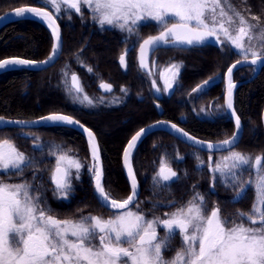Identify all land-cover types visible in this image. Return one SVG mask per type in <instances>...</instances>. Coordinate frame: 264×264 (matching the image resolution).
<instances>
[{"label":"snow or ice","instance_id":"6c2138e0","mask_svg":"<svg viewBox=\"0 0 264 264\" xmlns=\"http://www.w3.org/2000/svg\"><path fill=\"white\" fill-rule=\"evenodd\" d=\"M43 7H19L14 11L17 18L31 15L48 23L52 30L54 43L52 52L46 61L11 58L0 60V70L19 66L39 67L50 65L58 58L62 50V40L56 19L63 12L82 15V8L90 10L93 21L101 30L116 29L126 33L122 43L136 37V41L119 56L122 68H127V57L139 46V69L151 77V87L157 93L161 88L157 85L155 72L150 70L148 57L160 48H175L177 46L195 47L204 45L212 39L218 45L230 46L237 55L248 62L250 66L264 65V50L257 51L252 45L251 32L259 28L252 25L244 15L232 8L229 0H41ZM54 10L49 12L47 7ZM227 6V7H225ZM6 17H0L4 19ZM259 21L258 17H252ZM154 22L157 35L140 38V28ZM264 39V29L260 32ZM247 38V45L245 40ZM242 63L238 60L227 69L226 107L232 110L235 126L238 130L231 139H225L218 144L205 143L189 136L187 132L170 126L177 135H183L190 146L209 153L218 150H228L229 156L213 164L209 155L207 167L214 176L210 194H215V181L219 179L227 187H239V191L230 203H239L246 194L247 188L242 181L245 170L255 169L257 176V202L249 214L236 213L237 219L229 220L222 215L219 206L211 209L203 194L193 191L191 198L178 207L177 202L159 205V207L174 208L165 212L163 217L153 215L148 218L139 208V186L131 163L133 150L148 129H140L132 136L123 153L124 167L130 180L131 194L126 199L111 198L103 183V167L100 161V149L94 133L83 128L78 120L63 114H50L35 122L5 121L0 117V126L9 124L37 123L44 125H79L88 135L89 151L92 164L89 171L94 180L95 193L102 208L112 212L105 218L102 215H80L78 218H59L52 214L44 196L46 189L43 176L39 171L43 163L45 145L35 143L33 152L39 150L41 158L35 154L26 155L13 143L11 137L0 139V174L20 177L19 182L7 183L0 180V264H264V155L254 158L240 152L231 151L238 143L241 122L233 108L232 94L236 85L232 82L233 70ZM156 61L152 60L151 69H155ZM180 64L173 63L159 73L163 82V91L173 89L180 74ZM89 73L92 68L87 69ZM169 73L170 75H166ZM67 80L68 72H64ZM214 78L203 82L194 88L193 92H202ZM100 89L111 92L110 83L101 82ZM74 103L86 107H94L96 101L84 93L80 78L71 73L70 84L66 89ZM122 92L126 89L121 88ZM103 103V98L99 99ZM119 102V98H114ZM154 125L152 127H156ZM38 141V138H35ZM49 155L56 158L55 167L50 176L54 194L59 199H67L74 192L72 185V169H75L76 179L84 165L76 158L64 152L60 146L49 145ZM198 151L193 153L197 159V171H202L205 162L199 157ZM167 156V154H165ZM175 159L183 160L177 156ZM31 171L32 179L28 180L25 173ZM218 174V176H217ZM153 188H170L179 180L177 172L161 159L158 172L152 178ZM39 181V183H37ZM251 184V181L248 182ZM159 230L164 235L159 234ZM179 236L180 247L174 250V255L165 258V253L173 250L171 242Z\"/></svg>","mask_w":264,"mask_h":264},{"label":"trees","instance_id":"16d2710c","mask_svg":"<svg viewBox=\"0 0 264 264\" xmlns=\"http://www.w3.org/2000/svg\"><path fill=\"white\" fill-rule=\"evenodd\" d=\"M231 6L252 24H259L251 32L252 45L259 51L264 50V39L260 32L264 29V0H229ZM21 5H40L37 0H0V14ZM82 15H66L63 22V48L57 62L51 67L41 70H13L0 74V116L12 119H33L49 113H67L89 127L98 139L104 168L103 183L106 192L117 200L124 199L130 193L129 186L121 166V154L127 140L142 126L157 119V114L148 94V77L140 71L136 63V50L127 57V68H122L119 56L126 44L122 43L124 35L116 29L101 30L90 11L82 8ZM252 17H258L259 21ZM158 29L153 22L140 28L141 40L156 33ZM134 38L128 39L134 43ZM52 48V38L41 23L32 19H20L4 25L0 29V60L7 57H21L30 60L45 59ZM240 58L228 45L204 44L202 46L161 49L152 58L161 69L173 63L181 65L177 83L169 98L163 101L164 115L168 120L177 121L194 136L208 141H220L230 137L234 131L233 122L223 108V83L217 82L207 88L195 99L194 107L217 104L223 113L211 116H197L187 100V95L202 82L217 73L223 74L231 62ZM151 60V62H152ZM92 72H88V68ZM252 67H242L233 74L235 81L247 79L252 75ZM68 72L66 80L64 72ZM80 78L84 93L96 101L94 107H86L74 103L69 95L67 85L70 84L71 73ZM101 82L112 85L111 92L100 89ZM121 88L126 89L122 92ZM118 95L121 102L115 105H97L103 99H112ZM138 96H143L139 100ZM235 110L243 123V135L233 151L251 157L264 155V130L262 112L264 109V66L250 82L238 86L235 92ZM97 105V106H96ZM116 125V126H115ZM112 128L106 132L105 128ZM46 140L51 138L62 142L65 135L70 137V146L83 160L89 161L88 149L84 137L73 129L64 126H46L39 128ZM50 130V131H49ZM51 130H54L51 132ZM156 137L151 139V137ZM29 145V140H25ZM179 144V148H178ZM198 150L189 147L164 131H158L146 137L136 149L133 156V167L140 183L139 208L153 216L174 210L153 204L166 205L173 201L178 207L189 200L193 191L204 194L207 203L212 207L219 206L222 213L241 206L230 203L235 197L238 187L222 185L215 181V194H210L214 180L211 173L204 168L195 169L197 159L193 156ZM31 153V154H30ZM32 155L34 152H30ZM167 154V156H165ZM184 157L179 160L177 155ZM202 159L206 153L198 151ZM217 155V154H216ZM166 158L173 163L175 171L179 168V180L170 188H153V176L158 172L161 159ZM31 171L25 176H32ZM252 170L243 172L242 180L255 173ZM86 178V188L81 195L83 202L91 208L96 202L91 181ZM253 180V179H252ZM77 201L72 206L81 207L80 191ZM85 210H82L84 212Z\"/></svg>","mask_w":264,"mask_h":264},{"label":"flooded vegetation","instance_id":"af4514ba","mask_svg":"<svg viewBox=\"0 0 264 264\" xmlns=\"http://www.w3.org/2000/svg\"><path fill=\"white\" fill-rule=\"evenodd\" d=\"M65 20H66V18L64 19V21ZM57 21L60 25L61 32H62L63 22L59 18H57ZM62 38H63V35H62ZM149 65H150V70H151V63ZM147 77H148V87H147L148 88V94H149L150 98H152L151 103H152L153 108L155 109L156 114H157L156 120L166 119L165 117H163V115H164L163 101L165 100V98H169L171 96L174 88L172 90H170L169 92H159L158 94H159V96H161V98L156 99L153 95V88L151 87V79L152 78L149 76H147ZM138 98H139V100H142L144 97L138 96ZM156 103H158L160 106V110H161L160 113H158L156 110V106H155ZM166 120H168V119H166ZM173 122L179 124V116L177 118V121H173ZM53 131L54 130H51V132H53ZM41 132H43V131L39 128H36V129L4 128V129H0V139L11 137L13 140V143H15L20 148L21 151H24L26 155H29L30 152H33V145L35 143H41V144L45 145L44 155L42 157L43 163L40 164L39 171L43 176V184H44V188L46 189V191L44 192V196H46V198H47L48 205L53 209L52 214L58 216L59 218H78L80 215H89V214H91V215H102L105 218L111 216L112 212L105 209V208H102L100 206V204L98 203V200L96 199L94 194L93 195H94V198H95L97 203H95L93 206H91V208H88L86 206V203L83 202L84 196L81 194L83 193L84 189L87 186V185H85L86 184V178L85 177L81 178L79 180L78 185L74 187V192L71 193L67 199L57 198V195L54 194V187L55 186L50 181V176L52 174V170L55 167V159L56 158L54 156L49 155L48 146L49 145L60 146L64 152H67V154L70 155L72 152L70 142H69L70 137L68 135H65L63 138L64 140L62 142L55 141V139H53V138H51L50 140L49 139L46 140L42 137L43 133H41ZM156 132H158V131H156ZM35 138H38V141ZM155 138L156 137H153V136L151 137V139H155ZM25 140H29V145L25 143ZM178 148H179V144H178ZM33 154H35L38 159L41 158V152L39 150H36ZM209 155H210L209 153H206V155L202 158V160L205 162L204 168H206V169H208L207 164H208ZM177 156H179V154ZM214 157H216V156H213L212 159ZM163 159H165V158H163ZM176 162L178 165L177 167H179V160H177ZM197 163H198V161L195 163V169H196ZM169 164L174 169V166H173L174 164L173 163H169ZM213 164H214V161H213ZM176 172H177V174H179V168L177 169ZM252 172H255V171H252ZM25 177L28 180L32 179V176H25ZM248 178H246V179H248V181L244 182L245 186L247 188V191H249L248 189L250 188V185H251V184L249 185L248 182L251 181V183H252V181L255 178H257V176L255 173H253ZM20 179H22V178L16 177V176L9 177V176H4V175L0 174V180H4L7 183H16V182H19ZM71 179H72V177H71ZM212 180H214V176L211 173V181ZM37 183H39V181H37ZM251 188H250V190H252ZM77 191H80L81 196L79 197L78 201H79L81 207H78V208L74 207L73 208L72 200L74 197V199L77 201V195H78ZM243 203H241L240 207H236L234 209L227 210V212L225 214H228L229 220H233V219H231V216L232 217L236 216V213H238V212H243L245 214H249L243 209ZM208 206H210V205L208 204ZM213 207H215V204H213L211 208H213ZM82 210H85V211L81 213ZM162 215L164 216V213ZM147 216L151 217L148 214H147ZM180 242H181V239L179 237V241L177 242L179 244V247H180Z\"/></svg>","mask_w":264,"mask_h":264},{"label":"water","instance_id":"95a60500","mask_svg":"<svg viewBox=\"0 0 264 264\" xmlns=\"http://www.w3.org/2000/svg\"><path fill=\"white\" fill-rule=\"evenodd\" d=\"M19 7H42V6H38V5H22V6H17V7H15V8L9 9V10H7V11L1 13V14H0V17H6V18H4V19H0V29H1L4 25H6L7 23L12 22V21H16V20H20V19H32V20H36V21L42 23V24L47 28V30L49 31V33H50V35H51V37H52V46H53V43H54V37H53V35H52V30L48 27V23H47L46 21L41 20L40 18H34V17L31 16V15H27L25 18H17V17L14 15V11H15L16 8H19ZM47 10H48V9H47ZM48 11L51 12L50 10H48ZM56 24L59 26V29H60L61 40H62V47H63L62 32H61V28H60V25H59V23L57 22V20H56ZM157 34H158V32H157L156 34H153V35H157ZM147 37H148V36H147ZM147 37H146V38H147ZM206 43H210V44H213V45H218V44L215 43L212 39H209ZM168 48H172V47H168ZM175 48H181V47L177 46V47H175ZM160 49H163V48H160ZM51 52H52V50H51ZM51 52H50V54H51ZM61 52H62V50H61ZM61 52L59 53L58 58L55 59L54 62H52L50 65H45V64H42V63H41V64L39 65V67L19 66V67L11 68V69H7V70H0V74L5 73V72H8V71L19 70V69L32 70V71H41V70L47 69V68L51 67L52 65H54V64L57 62V60L59 59V57H60V55H61ZM138 53H139V46L137 47V64H138ZM50 54H49V55H50ZM49 55H48L45 59H42V60H34V61H37V62L46 61V60L48 59ZM152 55H153V54H150V55H149L148 60L150 59V57H151ZM11 58H21V57H7V58H4V59H2V60H5V59H11ZM22 59H25V58H22ZM28 60H30V59H28ZM238 60H241L242 63H241L240 65H238V66L233 70V73H232V82L236 85V87L233 89V94H232V100H233V108H234V110H235V101H234V97H235V91H236V89L238 88V86H240V85H242V84H245V83H248V82H250L252 79H254V78L257 76V74L259 73V71H260V69L262 68V66H264V65H260V66H250V64H249L248 62H244V61H243V58H240V59H237V60L233 61L228 67H230L232 64H235ZM248 66L253 67V73H252V75H251L249 78H247V79H244V80H241V81H234V80H233V74H234V72H235L237 69L241 68V67H248ZM138 67H139V64H138ZM228 67H227V69H228ZM227 69L225 70V72H224V77H223V82H224L223 106H224V109H225V111H226L228 117L231 119V121L233 122V125H234V132H233V134H232L229 138H227V139H231V138L233 137V135H235V134L237 133L238 130L236 129V126H235V117L231 114L232 110L227 109V107H226V96H227V86H228L227 75H226V73H227ZM202 84H203V83H201L200 85H202ZM196 88H197V87H196ZM153 95H154V97H155L156 99H160V98H161V96H159V94L155 91V89H153ZM155 106H156V110H157V112L160 113L161 110H160V106H159V104L156 103ZM235 113H236L237 116H239L238 113L236 112V110H235ZM50 114H63V115H68V114H65V113H49V114H46V115H43V116H40V117H36V118H33V119H12V118H6V117H4V116H0V117H3L5 121L35 122V121H38L41 117H46V116H48V115H50ZM69 116H70V115H69ZM73 118H74V117H73ZM239 118H240V117H239ZM74 119H75V118H74ZM75 120H77V119H75ZM261 120H262L263 129H264V109H263V112H262ZM159 122H164V124H168V125L175 124V125L177 126V128L182 129L184 132H187V133L189 134V136L194 137L196 140H199V141H201V142H205V143L211 142V143H213V144H218V143H220V142L223 141V140H222V141L212 142V141H206V140H203V139H201V138H198V137L192 135L191 133H189L188 131H186L181 125H179V124H177V123H175V122H173V121L166 120V119H158V120H155V121H153V122H150V123H148V124L142 126L141 128H139V129L136 131V132H138V131H139L140 129H142V128H143V129H148V130H149V131L147 132L146 135H143V136H142V138H141V140L138 142L136 148L133 150V153H132V156H131V163H132V158H133L134 152L136 151L137 147L140 145V143H141V142H142V141H143L148 135H150L151 133H153V132H155V131H165L166 133L170 134L171 136H173V137L176 138L177 140H179V141L183 142L184 144L190 146V142L187 141V140H185V138L183 137V135H179V136H178L177 133H176L173 129H171L170 126L165 127V126H163L162 124H159ZM240 122H241V128H240V130H239L240 135H239L238 143H239V141H240L241 138H242L243 130H244V128H243V123H242L241 119H240ZM80 124L83 125V128H87V129L91 130L89 127H87V126L84 125L83 123L80 122ZM60 125H62V126H66V127H68V128H71V129H73V130L79 132V133L84 137L85 142H86V145H87L88 155H89L90 165H91V164H92V158H91V154H90V151H89V144H88V139H89V138H88L87 133H86V132L83 130V128H81L79 125H66V124H60ZM154 125H158V126H156V127H152V126H154ZM42 126H49V125L37 124V123L9 124V125H7V126H0V129H1V128H25V129H30V128H39V127H42ZM91 131H92V130H91ZM92 132H93V131H92ZM136 132H135L133 135H135ZM93 133H94V132H93ZM94 135H95V133H94ZM133 135H132V136H133ZM132 136L127 140V142H126V144H125V146H124V148H123V150H122V154H121V166H122L123 174H124V176H125V179H126V181H127V184H128V186H129V190H130L129 195L131 194V187H130V180H129V177H128V174H127V169L124 167V163H123V153H124V149L127 147L128 142L131 140ZM95 138H96V143L99 145V143H98V139H97L96 135H95ZM238 143H237L235 146H237ZM235 146H234V147H235ZM190 147H192V146H190ZM234 147H233V148H234ZM193 148H196V149H197V147H193ZM99 149H100V147H99ZM201 151L208 152L207 150H201ZM223 151H227V150H226V149H224V150H218V151H214V152H212V153L223 152ZM208 153H209V152H208ZM100 161H101V163H102V167H103V161H102V157H101V151H100ZM132 165H133V164H132ZM134 172H135V171H134ZM135 175H136V173H135ZM103 178H104V168H103ZM136 179H137V176H136ZM137 182H138V186H139V195H138V197H137V199H138L139 196H140L141 189H140V184H139L138 179H137ZM92 188H93V193H94V195H95V197H96V199H97V195H96V193H95V187H94V180H93V178H92ZM126 198H127V197H126ZM126 198H125V199H126ZM97 200H98V199H97ZM105 209H106V208H105ZM107 210H108V209H107Z\"/></svg>","mask_w":264,"mask_h":264},{"label":"rangeland","instance_id":"374dc122","mask_svg":"<svg viewBox=\"0 0 264 264\" xmlns=\"http://www.w3.org/2000/svg\"><path fill=\"white\" fill-rule=\"evenodd\" d=\"M39 3H42L41 2V0H37ZM50 7V6H49ZM225 7H227V6H225ZM51 8V7H50ZM86 8V7H85ZM233 8V7H232ZM52 9V8H51ZM87 9V8H86ZM53 10V9H52ZM89 10V9H88ZM90 11V10H89ZM53 13H54V10H53ZM243 15V14H242ZM60 17L61 18H64L65 19V17H66V14H64L63 12L60 14ZM246 18V17H245ZM250 18H246V20H248L249 22H250V20H249ZM154 23V22H153ZM251 24H252V22H250ZM155 24V23H154ZM252 25H254V24H252ZM156 26V25H155ZM157 28V27H156ZM252 33H253V31H252ZM123 35H124V39H125V37H126V33H123ZM252 35V34H251ZM254 35V34H253ZM252 35V36H253ZM132 38H134V41H136V37L135 36H132ZM245 43H246V45H247V43H248V41H247V38H246V40H245ZM133 43H127L126 44V47H128L129 45H132ZM226 45V44H225ZM125 47V48H126ZM230 47V46H229ZM231 48V47H230ZM232 49V48H231ZM257 51H259L258 49H256ZM234 51V50H233ZM241 57V56H240ZM238 59V58H237ZM180 64V63H179ZM168 66H166V67H163V68H161V69H159L157 66L155 67V69H151V70H153L154 72H155V78L157 79V85H158V87H160L161 88V92H164L163 91V82H162V80L159 78V73L160 72H162L165 68H167ZM166 75H170L169 73H165ZM224 75V73L223 74H220V73H217V74H215L214 76H212V77H210V78H214L213 80H212V82L209 84V86L210 85H213V84H215V83H217V82H220V81H222V83H223V86H224V82H223V76ZM210 78H208L207 80H209ZM176 83H177V81L175 82V84H174V86L176 85ZM208 86V87H209ZM208 87H206L205 89H207ZM204 89V90H205ZM203 90V91H204ZM192 92V91H191ZM189 93L188 95H187V100H188V102L191 104V106L193 107V111H194V113L195 114H202V116H205V114L206 115H209V116H211V115H217V114H220V113H223V110H220L219 109V107H218V105L217 104H212V103H209V104H207V107H204L203 105H200L199 106V108L197 109V106L196 107H194V103H195V99L197 98V96H199L200 94L199 93H201V92H192V93ZM108 96H110V95H108ZM108 96H107V98H105V99H103V103H100L99 101L97 102V105H103V104H108V105H115V104H119L120 102H121V100H120V97L116 94V95H114V96H112V99H109L108 98ZM114 98H119V102L117 103V102H114ZM79 104V103H78ZM96 105V106H97ZM198 110H199V112H198ZM116 126V125H115ZM112 128L113 127H109V128H105V130H106V132H111L112 133ZM72 157H74V158H76V159H78L83 165H84V167L81 169V171H80V177H79V179H76V173H75V169H72V185H73V188L75 187V186H77L78 185V183H79V180L81 179V178H84L85 176H88L89 177V179L91 180L92 179V175H91V173H90V171H89V166H90V163H89V161L87 162V161H85V160H83L75 151H72L71 152V154H70ZM230 155V152H227V153H223V154H219L217 157H214L212 160L214 161V164H215V162H218V161H221V160H223V158L224 157H226V156H229ZM213 157V156H212ZM55 162H56V159H55ZM159 166H160V164H159ZM217 176H218V174H217ZM249 179V178H248ZM248 179H246V178H244L242 181L243 182H245V181H248ZM256 181H257V178H255L253 181H252V183H251V185H250V188L252 189V190H250V188L248 189L249 191H247L246 192V194H245V196H244V198L241 200V203H243V209L247 212V213H250L251 212V210H252V208H253V206L256 204V202H257V192H256ZM245 184V183H244ZM240 189H239V187L237 188V192L239 191ZM236 192V193H237ZM209 207V209H211V206H208ZM175 210V209H174ZM174 210H171V211H174ZM171 211H168V212H171ZM146 214V213H145ZM147 215V214H146ZM223 216H225V217H227L228 219H229V217H228V214H222ZM155 216H160V217H163V215L162 214H159V215H155ZM148 217V216H147ZM152 217V216H151ZM151 217H148V218H151ZM231 219H237L236 218V216H231ZM237 222H239V220L237 219ZM158 231H159V229H158ZM159 234L161 235V236H163L164 235V232L162 231V230H160L159 231ZM179 241V236H176L173 240H172V242H171V248L173 249V250H170V251H168V252H166L165 253V258H170V257H172L175 253H174V250L175 249H178L179 248V244L177 243Z\"/></svg>","mask_w":264,"mask_h":264}]
</instances>
